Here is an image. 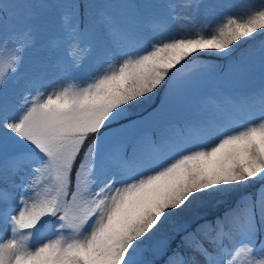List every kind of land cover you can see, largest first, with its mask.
<instances>
[{
	"label": "snow or ice",
	"instance_id": "obj_1",
	"mask_svg": "<svg viewBox=\"0 0 264 264\" xmlns=\"http://www.w3.org/2000/svg\"><path fill=\"white\" fill-rule=\"evenodd\" d=\"M188 2V18L194 22L203 4ZM68 7L72 22L64 17L60 31L69 49L83 45L81 55L70 54L64 62L62 87L27 92L15 107L6 85L16 77L23 53L35 45L36 29L27 19L6 22L0 9V53H6L0 60V183L11 182L19 191L17 204L12 203L16 199L12 192L0 196V221L13 237L6 243L0 238V264H144L137 259L139 242L163 219L197 197L264 179V51L259 56L260 86L236 97V110L226 123L198 120L193 133L173 136L175 116L166 100L156 118L159 138L145 132L142 141L132 135L138 127L135 122L128 121L131 127L125 128L128 112L171 80L173 69L179 72L177 66L183 68L189 57L229 56L238 42L264 33V7L246 16L226 15L208 35L196 30L191 36L161 37L143 51L142 29L108 18L104 28L109 44L99 27L82 26L75 4ZM148 7L154 9L160 29L175 18L172 0H154ZM100 54L112 61L103 74L77 83L89 75H78L84 62ZM255 65L254 58L235 61L233 86L242 87ZM186 90V82L173 83L171 101H181ZM187 118L193 119L191 114ZM90 137L95 138L89 142ZM113 144H119L114 153ZM259 211L264 223V204ZM229 212L196 229L215 230L210 243H215L216 255L202 245L196 251L208 264H225V256L231 257L228 264H264L256 211H242L243 222L225 232ZM48 220L54 221L53 237L34 246L30 238ZM233 232L240 243L230 252L225 240ZM173 257L186 264L183 254Z\"/></svg>",
	"mask_w": 264,
	"mask_h": 264
},
{
	"label": "rangeland",
	"instance_id": "obj_2",
	"mask_svg": "<svg viewBox=\"0 0 264 264\" xmlns=\"http://www.w3.org/2000/svg\"><path fill=\"white\" fill-rule=\"evenodd\" d=\"M153 2L154 0H90L84 11L87 23L85 21H80V23L85 27H99L102 38L109 44L110 37L105 34L104 28L106 19L110 18L128 28H140L144 39L141 47V51H143L153 41L161 37L167 39L191 36L196 30H199L201 34L208 35L220 26L226 15L246 16L264 7V0H201L203 7L196 14L193 22L188 18L190 10L188 0H172L175 18H169L166 26L160 29L156 27L159 24V20L153 15L154 9L148 7ZM71 3L72 0H3V3L0 4V9H3L7 17L6 22H20L27 19L35 25L36 29L35 45L23 53V60L16 77L10 79L6 85L10 89V100L14 107L19 104L21 98L27 92L35 93L37 90H41L47 93L62 87L66 82L64 62L70 59V54L76 57L81 55L83 45L74 44V50L69 49L60 31V24L65 22L64 17H67V23L70 24L72 22L71 8L68 7L72 5ZM42 5L49 6L43 7ZM259 34H253L252 37L238 42L233 46L229 56L233 55L239 45L256 38ZM254 45L256 47L239 56V60H247L249 58L256 60L255 68L242 87H234L231 83L232 65L237 60L234 62H231V59L227 60L223 67L215 65L211 69L205 65L192 66L190 71L181 74L175 69L173 73H170L172 79L168 80L170 82L169 85L171 86L177 81L186 82L187 90L185 96L178 103H173L169 97L170 87L167 88L168 92L164 94V99L160 103L159 108L144 117V120L132 121L138 126L137 131L132 133V135L140 137L142 141L145 132L147 136L153 139L159 138V124L156 118L159 112L165 108L166 100L172 107L175 116L173 127L170 130V134L173 136L193 133L196 130L194 122L198 120H203L210 124L226 123L236 110L233 107L236 97L240 93L249 92L260 86L259 56L264 51V43H256ZM206 55L220 58L228 57L216 53L196 54V56L200 57H205ZM5 57L6 53H0V60H4ZM192 58L194 59L195 57ZM187 61L189 63V60ZM111 62L109 56L103 54L97 55L93 60L85 61L84 71L78 75L81 78L85 77L86 73L89 75L87 79L78 80L77 83H87L94 76L103 74ZM215 62H218V60H215ZM188 114H191L193 119H188ZM129 127L131 125L126 123L125 128ZM118 149L119 144L110 146V151L113 153ZM12 180L15 183H19L18 177H13ZM5 185L9 188L8 190L0 188V196L12 192L16 195V199L12 203L17 204L19 201L18 189L14 188L11 182ZM238 215L242 216L240 212ZM232 225L226 226L224 231L231 232ZM53 227L54 224L52 223L43 225L36 231L35 237L30 238V242L35 246L48 238H52L54 235ZM213 231L205 236L208 241H212L216 237V232L215 230ZM234 234L233 232L231 237ZM20 235L18 231L15 238L19 240ZM0 238H3L5 243L7 239L13 238L10 229L2 221H0ZM200 245L198 242H188L186 244L187 258L189 259L187 261L184 258L186 264H208L207 259L196 251V248ZM172 258L173 264H179L178 257L172 256ZM224 259L226 262V256ZM244 264H246V261Z\"/></svg>",
	"mask_w": 264,
	"mask_h": 264
},
{
	"label": "trees",
	"instance_id": "obj_3",
	"mask_svg": "<svg viewBox=\"0 0 264 264\" xmlns=\"http://www.w3.org/2000/svg\"><path fill=\"white\" fill-rule=\"evenodd\" d=\"M89 1L90 0H72L71 4L74 3L77 6L79 22L85 21L84 11ZM85 23L87 22L85 21ZM263 41L264 33H260L256 38L250 39L239 45L233 52V55L228 56L232 58H220L209 55L205 57L195 56L194 59L189 57V63L188 61L182 62L183 68H181L180 65L177 66V68L180 69L179 74L188 72L192 69V66L198 67V65H205L210 69L215 65L223 67L227 60L231 59V62L239 60V56L242 53H246L253 49V47H256V45H254L256 43H264ZM215 60H218V62H215ZM174 70L175 69H173V71ZM169 83L170 82L166 80L154 94H150L147 98H141V100L128 112L127 120L124 121V125L128 123V121L144 120V117L152 114L155 109L159 108L161 105L160 103L164 99V94L168 92L167 88L170 87ZM116 128L118 129L119 126H116ZM94 138L95 137H90L89 142ZM5 184L0 183V188L8 190L9 187ZM263 191L264 179L257 178L244 185L225 190L222 193L206 194L197 197L196 200L190 203L184 210L173 212L167 219H163L145 238H142L141 242H139L140 253L137 259L143 261L144 264H173V259L170 262V258H172L175 252H179L189 261L186 250V244L188 242H198L203 247L207 248L213 256L216 255L215 243H210V241L205 238L206 235L214 232V229L208 226L201 228L199 232H197L196 229L199 225H205V222L214 221L216 217L223 215L225 212H229L230 209H235L236 211L229 212V215L225 218L226 226L243 222L244 216L238 215L239 212L241 213L242 211L254 209L256 211L257 224L260 228L259 239L264 240V223L260 220L259 212L260 205L264 204ZM48 223L54 224V221L48 220L46 224ZM189 233H195V236H188ZM233 236L225 240V247H227L230 252L240 243L239 236L236 235L235 237V234ZM185 237H188L187 241ZM215 238L212 241H215ZM226 258L225 264H228L231 257L226 256Z\"/></svg>",
	"mask_w": 264,
	"mask_h": 264
}]
</instances>
